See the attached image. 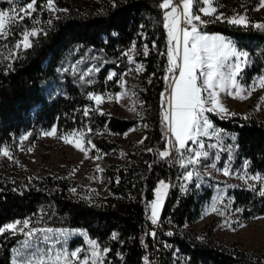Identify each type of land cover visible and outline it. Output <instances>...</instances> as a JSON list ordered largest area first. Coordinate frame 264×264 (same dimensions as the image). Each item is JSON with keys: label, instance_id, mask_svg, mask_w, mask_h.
<instances>
[{"label": "trees", "instance_id": "obj_1", "mask_svg": "<svg viewBox=\"0 0 264 264\" xmlns=\"http://www.w3.org/2000/svg\"><path fill=\"white\" fill-rule=\"evenodd\" d=\"M44 1L37 0V6ZM16 2L23 5L28 0ZM56 2L67 11L51 18L52 24L43 30L46 35L33 38L32 48L14 50V40L0 43V144H11L24 131L34 136L52 126L62 132L88 130L96 154L109 157L102 171L105 193L96 194V200L86 199L71 191L65 176L17 175L3 166L0 225L34 218L42 227L80 229L99 246L110 249L106 256L112 264H144L145 256L149 264H264V253L221 244L210 236L211 229L198 236L186 227L199 218L211 189L198 190L189 184L181 190L185 167L175 163V143L170 157L159 156L167 148L161 93L168 90L165 77L170 74L166 71L165 10L159 8L162 0H116L115 6L113 0H100L89 8L67 0ZM206 30L229 37L249 53L244 84L255 75H264V30L224 21L211 22ZM134 44L136 59L143 66L138 74L139 116L93 111L88 93L118 91L119 79L129 66L125 53ZM146 45L148 55H144ZM73 65H77L75 71ZM89 69L94 71L81 80ZM112 72L116 76L108 79ZM208 118L235 137L238 157L246 160L248 171L264 176V121L249 114L221 117L209 113ZM138 122L144 127V143L119 144V137ZM159 181L171 186L159 222L153 225L148 204ZM259 187L230 190L232 205L242 209L244 219L264 214ZM153 231L155 236L150 235ZM113 233L118 234L117 239L112 238ZM20 237L18 233L0 235V264H12Z\"/></svg>", "mask_w": 264, "mask_h": 264}, {"label": "rangeland", "instance_id": "obj_2", "mask_svg": "<svg viewBox=\"0 0 264 264\" xmlns=\"http://www.w3.org/2000/svg\"><path fill=\"white\" fill-rule=\"evenodd\" d=\"M67 1L79 8H89L96 7V4H98L100 0ZM55 5L58 9H62L56 0ZM13 6L19 7L21 4L16 2V4L13 5L10 3V0H0V11L9 10ZM200 6H204L202 1ZM213 6L217 7L218 13H223L225 17H232L235 14H244L252 25H255L256 23H264V9L257 10L259 8V0H217ZM167 10L170 11L171 8ZM61 12L62 11H57L53 14L47 10L46 1L41 2L40 5L37 6V11L33 13V19H25L22 24L14 25L12 31L7 35V38H0V43L3 42V44H7V40H14V50H18L15 48V45L17 44V41L21 39L23 29H31L32 27H35L38 30H44L48 25V21ZM9 14L12 15L11 12H9ZM198 14L202 15L205 20L217 22L214 21L212 17H204L202 13ZM208 26L209 25H207V27ZM206 28L201 26V30L209 35H223L218 32H207ZM227 38L230 39L229 37ZM129 49H133L130 53L133 60H128L129 66L119 79L118 91H107L104 93L91 92L94 94H100L103 97V103L100 105H97L92 101L93 111L96 112L99 108L103 113L107 114H116L123 117L134 118L139 116L140 101L138 98V74L140 71H137V66L141 65V62L136 59V56L138 55L137 48H133L132 46ZM129 49L126 53H129ZM172 75L173 73L169 74V87L163 97V112L168 109ZM175 75L178 76V72H176ZM260 76L261 75L253 76L247 84H244L243 82V73L239 77V84L243 90L241 94L246 97L245 99L229 96L226 92L220 93V98L229 109L230 113L243 116L249 114L264 121V109L257 107V105L264 104V100L261 99L264 97V88H261L258 84V78ZM121 78L123 79V84L121 83ZM249 92L251 94H249ZM118 93L121 94L119 101L114 99ZM131 109L135 110L133 111ZM97 112L100 113V111ZM209 113H214L221 117L234 116H225L218 112H205V116L208 117ZM212 125L215 129L219 130V136L212 134L211 130H208L209 134L207 136L200 135L197 137L200 143H188L186 147L192 149V151L181 150L180 152H177L175 157L176 165L181 167V159L185 164L182 181L179 182V185L182 188L185 189L189 184H194L195 187L199 185V187H197L198 190L204 187H209L211 189L210 196L201 205L199 218L195 222L187 224L186 227L191 229L198 236L202 235L205 230L211 229L210 236L221 244L234 245L237 248L246 251L264 253V214L244 219L240 212L235 211L237 208L232 205V195L230 194V190L235 187L253 188L258 185L260 186L262 181L253 180L251 177L254 175H263L248 171L246 160L238 157L237 147L233 141V135L227 131L219 129L213 123ZM53 127L54 126L40 130L34 136L31 135L29 139L25 141H20L19 137L25 133H29V131H24L16 136L11 144L1 143L0 147H8L12 159L0 155V168L6 166L9 171L17 175L28 174L30 176H39L57 173L65 176L69 180L70 188L76 189L75 192L72 191L74 194L86 199L96 200V194L105 193L104 177L102 176V171H97V165L103 169L108 162L109 157L96 154V149H92L90 145H87L86 141L90 139L88 137V130L75 128L64 132L57 130V133L53 136L43 135L44 132L51 131ZM73 131L84 133L82 138L79 136L71 138L73 140L81 139L82 144L88 150L87 159L77 148L73 145L65 144L63 140L59 138L60 136H67ZM201 131L203 132V129ZM125 133H127V136L124 135ZM125 133L119 137V144H138V141H140L145 134L144 127L140 125V122ZM173 143H175V141L167 130L166 146L171 153H173ZM29 148H31L32 151L29 152ZM196 151L207 152L208 155L206 157H201L199 163L189 164L188 161L194 157ZM95 157L100 158L96 159ZM225 166H228L230 173L227 176L223 172ZM189 171L193 172V177L190 181H185L184 176ZM159 182L154 189L153 198L148 204L150 216V205L151 202L156 199V190L160 186ZM164 183L168 185V188L166 190V195L163 196V203L171 186L170 182ZM213 200H216L218 209L223 211L224 215H219L210 211L208 214H205ZM162 207L158 210L157 222H159ZM23 219H29L31 222L29 227H34L39 231L34 233L32 237H25L22 233H18L21 237L13 249L12 260L16 257V251L18 249L24 251L27 255L32 256L33 259L43 257L45 264H55V258L57 255H61L62 259L64 255L70 257V253L77 248L81 249V258L84 255L90 256L91 245L88 241L94 239L86 236L82 230L75 228L51 229L40 226L38 221L34 218H21L19 220ZM235 221H238L239 223H232ZM239 224H243L244 227H240ZM27 230L28 229L25 231ZM26 239L29 241L28 247L22 248V244ZM102 257V264H112L106 254H102ZM71 264H78L77 259L71 258Z\"/></svg>", "mask_w": 264, "mask_h": 264}, {"label": "snow or ice", "instance_id": "obj_3", "mask_svg": "<svg viewBox=\"0 0 264 264\" xmlns=\"http://www.w3.org/2000/svg\"><path fill=\"white\" fill-rule=\"evenodd\" d=\"M201 0H181V7L174 5L173 0H162L159 4V8L165 10L164 27L167 30L169 48L167 51L168 56V73H173L171 76V89L169 92L168 109L163 112L162 120L166 125L168 132L174 139L175 144L173 148L176 152L181 150L192 151L187 148L189 142L194 144L200 143L197 139L200 135L207 136L208 130H211L212 134L219 136V130L215 129L205 116V112H218L225 116L234 115L230 113L229 109L225 106L220 98L221 92H226L229 96H234L239 99H245L242 95V88L239 84V77L243 73V68L249 63V53L243 51L237 47V44L227 37L219 34L209 35L201 30V26L208 23L204 17H212L214 21L223 20L225 23L231 25H238L241 27L254 26L258 30H264V23H256L252 25L244 14H235L232 17H225L223 13H218L217 7L213 5L217 0H202L204 6H200L197 9V5ZM13 5L16 4V0H10ZM116 0H113L115 6ZM46 8L48 11L55 14L57 11H67L66 9H58L55 5V0H46ZM171 8L170 11L167 9ZM264 9V0H259V8ZM37 11V0H28L26 4L19 7L13 6L9 10L0 11V38H7V35L12 31L14 25H20L25 19H33V13ZM12 13V15L9 14ZM58 19V17H56ZM48 24H52V20L48 21ZM45 34L43 29H37L32 27L31 29L25 28L21 33V39L17 41L15 48L18 50L26 51L34 46V40L38 34ZM174 45V46H173ZM135 48V44L133 45ZM155 48V44H153ZM133 49H129V53H125L129 61L133 60L130 54ZM19 55V52L15 53ZM144 55H148V47L145 46ZM82 61H78L81 63ZM11 68V65H9ZM73 70L77 69V65L72 66ZM98 70V69H96ZM143 66L138 65L137 71H142ZM66 71V69H65ZM94 69H89L87 72L80 76L81 80H84L85 76L91 74ZM178 72V76L175 73ZM116 76L115 72L109 74L108 79H112ZM165 79H169L168 76ZM89 83L91 81H88ZM123 84V79L121 78ZM258 84L261 88H264V75L258 78ZM249 94H251L249 92ZM121 94H116L114 99L119 101ZM162 101L164 93H161ZM88 98L94 101L97 105L103 103V97L100 94L88 93ZM264 100V97L261 98ZM258 108L264 109V104L257 105ZM135 110V109H131ZM100 114L103 115V111L99 108ZM84 114L87 116L89 110L84 109ZM146 127V125H145ZM203 129V132L201 131ZM91 131V129H89ZM57 133V129L54 126L51 131L43 133L44 136H53ZM32 134L25 133L19 137L20 141L28 140ZM127 136V133L124 134ZM83 137V132L73 131L67 136H60L65 144L73 145L80 152H82L85 158H88V150L82 144L81 139L73 140L71 137ZM142 138L138 143L143 144ZM235 139V137H233ZM87 145H90L92 149H95V145L90 139L86 141ZM28 151H32L31 148ZM98 151V150H97ZM149 152L152 149H148ZM172 153L166 148L164 151L159 152V156L164 159L170 157ZM0 155L12 159L10 151L7 146L0 147ZM207 152L196 151L194 157L188 161L189 164L199 163L201 157H206ZM99 159L100 157H95ZM185 164L181 159V167ZM97 171H103L97 165ZM224 174L229 175L228 166L223 169ZM193 177V172L189 171L184 176L185 181H190ZM243 179V177H242ZM253 180L262 181L258 191L259 194L264 197V176H252ZM119 182V178H117ZM160 186L156 190V199L151 202V223L157 224L158 210L162 207L163 196L166 195L168 185L164 181H160ZM199 187V185H197ZM184 190L183 188L181 189ZM71 191L75 192L73 188ZM224 215V212L218 209L216 200H213L205 214L208 212ZM236 212L242 211L237 208ZM30 220H14L12 222L4 223L0 225V235L11 234L16 235L22 233L25 237H32L34 233L39 230L32 227L30 228ZM228 223V222H226ZM232 223H239L238 221ZM230 226V225H229ZM240 227H244L243 224H239ZM28 229L27 231H25ZM234 230V229H233ZM171 235L172 233H168ZM150 235L155 236L153 231ZM113 239L118 238V234H112ZM91 245V252L89 255L80 257L81 249L76 250L68 255H64L63 259L61 255H57L55 258V264H71V258H76L78 264H102V254H106L110 251L108 248H101L96 240H89ZM29 241L26 239L22 248H27ZM91 257V258H90ZM144 264H149V257H143ZM12 264H45L43 257L33 259L32 256L27 255L24 251L18 249L16 251V257L12 260Z\"/></svg>", "mask_w": 264, "mask_h": 264}, {"label": "built area", "instance_id": "obj_4", "mask_svg": "<svg viewBox=\"0 0 264 264\" xmlns=\"http://www.w3.org/2000/svg\"><path fill=\"white\" fill-rule=\"evenodd\" d=\"M173 3L176 4V6H180V0H173ZM208 21V20H207ZM211 21H208V23H206L204 26H202L203 28H206L207 25H210Z\"/></svg>", "mask_w": 264, "mask_h": 264}, {"label": "water", "instance_id": "obj_5", "mask_svg": "<svg viewBox=\"0 0 264 264\" xmlns=\"http://www.w3.org/2000/svg\"><path fill=\"white\" fill-rule=\"evenodd\" d=\"M160 215H161V213H160Z\"/></svg>", "mask_w": 264, "mask_h": 264}]
</instances>
